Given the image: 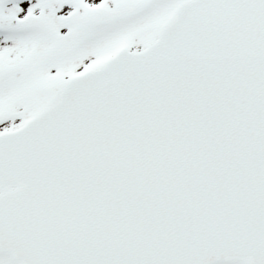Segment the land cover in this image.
Listing matches in <instances>:
<instances>
[{
  "label": "water",
  "instance_id": "95a60500",
  "mask_svg": "<svg viewBox=\"0 0 264 264\" xmlns=\"http://www.w3.org/2000/svg\"><path fill=\"white\" fill-rule=\"evenodd\" d=\"M0 254L264 264V0L181 2L1 134Z\"/></svg>",
  "mask_w": 264,
  "mask_h": 264
},
{
  "label": "rangeland",
  "instance_id": "374dc122",
  "mask_svg": "<svg viewBox=\"0 0 264 264\" xmlns=\"http://www.w3.org/2000/svg\"><path fill=\"white\" fill-rule=\"evenodd\" d=\"M180 1L0 0V133L21 126L70 77L119 48L144 49ZM129 5L138 12L119 23H96V10ZM24 16H38L40 26L16 27L15 19ZM0 264L12 263L0 256Z\"/></svg>",
  "mask_w": 264,
  "mask_h": 264
}]
</instances>
